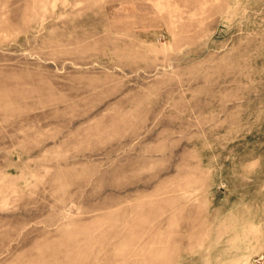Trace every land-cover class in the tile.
<instances>
[{
  "label": "rangeland",
  "instance_id": "1",
  "mask_svg": "<svg viewBox=\"0 0 264 264\" xmlns=\"http://www.w3.org/2000/svg\"><path fill=\"white\" fill-rule=\"evenodd\" d=\"M0 264H264V0H0Z\"/></svg>",
  "mask_w": 264,
  "mask_h": 264
}]
</instances>
